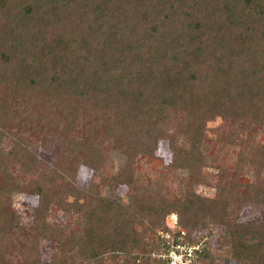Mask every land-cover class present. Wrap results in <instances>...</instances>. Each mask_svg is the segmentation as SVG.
I'll return each mask as SVG.
<instances>
[{
    "label": "trees",
    "instance_id": "obj_1",
    "mask_svg": "<svg viewBox=\"0 0 264 264\" xmlns=\"http://www.w3.org/2000/svg\"><path fill=\"white\" fill-rule=\"evenodd\" d=\"M18 2H6L14 6L7 10V22L0 23V86L7 91L0 98V127H6L10 99V104L20 100L56 103L62 111L67 106V114L77 117L84 112L89 126L99 124L100 116L106 115L102 116L108 117L104 129L113 149L129 158L128 166L112 176L111 182H122L131 190L126 204L120 198L100 196L94 186L78 188L67 183L65 170H52L43 182L31 181L26 186L13 183L4 173L0 180V264H16L3 246L7 239L18 245L23 264H103L107 253L112 264H165L141 255L147 249L156 251L162 241L132 237L128 211L150 221L154 229L170 213L177 215V223L188 233L208 224L222 225L230 247L225 264H264V216L260 223L248 224L238 222L234 215V208L250 203L264 206V178L257 176L250 192L234 194L231 200H209L195 195L190 187L193 167L211 163L208 122L219 117L234 129L264 126V0ZM178 112L185 117L175 123L179 135L167 136L164 127ZM117 120L120 125L112 128L110 123ZM164 139L171 157L166 169L191 172L181 198L164 195L162 186L146 194L149 187L138 183L131 167L138 155L154 158L157 142ZM227 142L217 140L213 146ZM89 151L85 156L80 152L65 157L72 173L79 161L87 168H99V163L87 158ZM256 156L252 163L259 167L255 175H260L264 146ZM0 161L4 167L19 162L30 169L38 160L17 145L7 153L0 151ZM58 179L61 183L56 186ZM15 193L38 198L27 228L21 229L8 214L7 198ZM56 208L82 216L76 226L53 225L48 214ZM40 239L58 246L47 262L40 258ZM132 248L139 253L119 263V255ZM195 254L197 260L214 262L206 241Z\"/></svg>",
    "mask_w": 264,
    "mask_h": 264
},
{
    "label": "rangeland",
    "instance_id": "obj_2",
    "mask_svg": "<svg viewBox=\"0 0 264 264\" xmlns=\"http://www.w3.org/2000/svg\"><path fill=\"white\" fill-rule=\"evenodd\" d=\"M10 1L0 0V23L7 22V10L14 6V4H6ZM18 1L20 5V0ZM4 87L0 86V98L7 94ZM10 101L6 127L4 129L0 127V151L7 153L14 146L19 145L26 147L38 161L30 169L27 168L28 170L22 167L19 162H13L4 167L0 161V180H2L3 174L7 173L13 183L26 186L31 181L43 182V176L52 170L58 172L65 170L64 175L67 183H74L78 188H86L89 185L94 186L96 192L102 197L112 196L120 198L126 204L129 203L130 187L122 182H111L112 176L128 166L129 158L113 149L112 139L104 129L103 121H106L108 117L102 116L106 115L100 116L102 122L99 124L89 126L86 122L88 117L86 118L84 112L78 113L77 117L76 115L67 114V106L62 111L56 103L46 105L42 102L40 104L31 102L25 104L20 100L13 101L10 104ZM81 107H83V103ZM173 115H175L174 119L172 118L164 127L167 136L175 134V123L177 124L185 118L182 112L173 113ZM118 121L110 123L111 127L120 125ZM245 127L239 125L237 129H234L231 122L223 121L219 117L207 123L206 135L208 141H212L210 143L211 148H209V162L211 163L203 167L197 165L193 167L194 182L190 184V187L195 195L209 200H231L234 194L239 195L250 192L251 185L264 178V162L260 175L259 173L255 175L256 169L259 167L252 163L257 158L256 153L260 150V146H264V126ZM231 130L233 136H230ZM175 135L177 138L179 134ZM215 140H227L228 142L213 146ZM237 142H240V145ZM88 151L90 157L87 158H92L96 161L94 163H99V168L96 170L87 168V164L79 161L77 166L79 168L76 167L77 170L72 173L70 163L65 161V157L68 155L75 156L80 152L85 156ZM153 156L154 158H150L148 155L141 154L133 162L134 164L131 167L134 169V176L137 177L138 183L149 187L146 194H153L158 186H162L164 195L173 199L181 198L180 191L184 187V183L189 181L191 172L189 173L187 169L181 168L176 171L166 169L170 166L171 157L165 139L157 142ZM243 156L245 159H243ZM246 158L251 162L246 161ZM81 164H84L85 167ZM60 183L61 180L58 179L56 186ZM219 185L223 188L218 187ZM231 185L234 187H229ZM46 186L49 187L48 184ZM262 186L264 187V185ZM64 197L67 200H72L69 195H64ZM7 199L11 206L8 214L14 221L18 222L21 229L27 228L32 222V210L38 205V198L31 193H15ZM126 214L129 216L128 232L132 237L142 235L146 238V242L162 241L156 251L147 249L143 251L142 256L164 260L165 264H171L170 251L173 250L175 253L178 252L179 261H186L187 255H192L191 261L186 262V264H211L207 258L197 260L198 257L195 254V251L199 252L202 249L203 243L206 241L212 250L211 255L214 261L212 264H225L224 258L230 247L227 245L229 239L224 238V227L222 225L208 224L201 229L188 233L177 223L178 217L175 213L166 215L163 224L157 229H154L147 219H140L136 213L128 211ZM234 215L238 222L258 224L264 216V206L250 203L244 205L241 209L239 208V210L234 208ZM81 216L82 214L75 212L66 214L56 208L55 212L48 214V222L63 227L76 226ZM172 241L175 243V247H173L174 245L171 247ZM176 244L181 246L177 247ZM3 246L6 253L14 258L13 263L23 264L24 259L15 242L7 239ZM57 247L55 243L40 239L41 260L43 262L49 261L51 255L57 251ZM138 253V250L132 248L126 255L121 253L117 260L120 263L125 256L131 257ZM70 255L71 257L75 256L74 253ZM173 258L175 256L171 257V259ZM103 261V264H112L110 254H105ZM173 261L176 262V260ZM82 262L86 263L87 261H79L77 264ZM227 264L238 263L229 261Z\"/></svg>",
    "mask_w": 264,
    "mask_h": 264
},
{
    "label": "built area",
    "instance_id": "obj_3",
    "mask_svg": "<svg viewBox=\"0 0 264 264\" xmlns=\"http://www.w3.org/2000/svg\"><path fill=\"white\" fill-rule=\"evenodd\" d=\"M173 245H174V246H173ZM172 246L175 247V243H174L173 241H172V243H171V247H172ZM176 246H177V247H180L181 245L179 246V244H176ZM178 249H179V248H178ZM171 252H172V254H171ZM172 256H175V258L171 259ZM191 257H192V255H191V254H188L187 257L185 258L186 261H179V260H178V252L176 251V253H175L173 250L170 251V261H171V264L174 263L173 260H176V262H175L174 264H186V262L191 261V260H190ZM187 264H188V263H187Z\"/></svg>",
    "mask_w": 264,
    "mask_h": 264
}]
</instances>
